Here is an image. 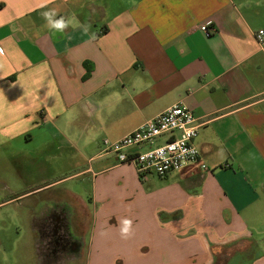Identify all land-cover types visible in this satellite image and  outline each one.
Returning <instances> with one entry per match:
<instances>
[{"label": "crops", "instance_id": "crops-1", "mask_svg": "<svg viewBox=\"0 0 264 264\" xmlns=\"http://www.w3.org/2000/svg\"><path fill=\"white\" fill-rule=\"evenodd\" d=\"M49 9L79 26L50 29ZM260 28L264 0H0V264H264ZM178 103L208 170L142 180L105 150ZM53 219L49 249L37 226Z\"/></svg>", "mask_w": 264, "mask_h": 264}, {"label": "built area", "instance_id": "built-area-1", "mask_svg": "<svg viewBox=\"0 0 264 264\" xmlns=\"http://www.w3.org/2000/svg\"><path fill=\"white\" fill-rule=\"evenodd\" d=\"M210 23L201 25L209 32ZM256 40L264 43V29L255 32ZM200 123L195 112L178 103L151 118L117 140L103 141L106 151L113 152L119 163L134 164L142 180L152 175L166 177L174 171H180L191 165L208 170L201 160L200 150L195 142ZM164 138L162 143H158ZM148 146L146 149H142ZM137 148L136 151H132Z\"/></svg>", "mask_w": 264, "mask_h": 264}, {"label": "rangeland", "instance_id": "rangeland-1", "mask_svg": "<svg viewBox=\"0 0 264 264\" xmlns=\"http://www.w3.org/2000/svg\"><path fill=\"white\" fill-rule=\"evenodd\" d=\"M32 198L25 199L26 205L31 202ZM24 205V204H23ZM28 207V206H27ZM40 231L43 230L44 241L47 242L51 239L47 232L45 234L44 229L48 226H37ZM45 245V248H46ZM41 254L40 264H87L85 252H39ZM88 255V253H87ZM39 264L36 252H12L8 257L5 264Z\"/></svg>", "mask_w": 264, "mask_h": 264}, {"label": "clouds", "instance_id": "clouds-1", "mask_svg": "<svg viewBox=\"0 0 264 264\" xmlns=\"http://www.w3.org/2000/svg\"><path fill=\"white\" fill-rule=\"evenodd\" d=\"M46 7L45 5H42ZM43 18L47 21V26L50 29H54L57 32L63 33L70 25L75 28L79 25L74 24L70 20H65L63 17L56 19V10L55 9H49L48 11H45L42 13ZM83 31L85 33L88 32V26L83 27ZM122 227H121V238L122 239H128L132 235V221L130 219H124L121 221Z\"/></svg>", "mask_w": 264, "mask_h": 264}, {"label": "flooded vegetation", "instance_id": "flooded-vegetation-1", "mask_svg": "<svg viewBox=\"0 0 264 264\" xmlns=\"http://www.w3.org/2000/svg\"><path fill=\"white\" fill-rule=\"evenodd\" d=\"M54 224H55L54 219H53L52 223L44 224V227L48 226L46 229H44L45 234L47 232L48 236L50 235V237H51V239L47 242V248H49V249L54 244V236L56 233V228H55ZM69 237H70V232H69L67 226H61L58 229V233H57V239L60 241V249L67 247Z\"/></svg>", "mask_w": 264, "mask_h": 264}]
</instances>
